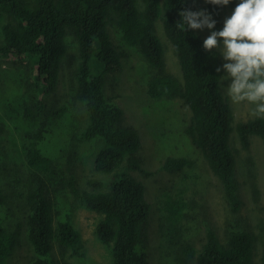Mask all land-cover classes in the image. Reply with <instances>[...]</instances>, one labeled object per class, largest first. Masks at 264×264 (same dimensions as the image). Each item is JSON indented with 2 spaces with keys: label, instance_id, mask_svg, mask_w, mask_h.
<instances>
[{
  "label": "trees",
  "instance_id": "16d2710c",
  "mask_svg": "<svg viewBox=\"0 0 264 264\" xmlns=\"http://www.w3.org/2000/svg\"><path fill=\"white\" fill-rule=\"evenodd\" d=\"M239 2L231 0V14ZM206 6L212 16H219L221 6ZM193 9V0H0V55L31 62L26 67V75L34 78L31 88L40 95L54 93L64 61L68 57L77 60L72 77L76 99L83 104L87 119L73 137V145L77 144L74 150L79 143H95L94 170L105 176L89 179L84 186L79 183L72 162L75 152L70 143L58 148L59 132L50 121L55 116L63 120L68 108L62 106L47 113L50 120L27 135V174L8 184L9 189L0 185V264L12 262L23 236L31 254L29 264H76L68 257H85L82 233L74 226L71 214L60 206L62 182L66 179L72 195L100 215L95 236L110 250V264H149L151 206L142 182L133 172L146 176L153 173L143 169L139 132L125 123L124 111L105 93L107 78L124 68V55L113 41V29L126 46L137 47L158 72L147 82L150 98H180L190 108L192 116L184 132L221 182L232 212L241 210L231 136L236 132L241 146L249 148L251 137L264 139V119L235 122L233 109L218 82L224 74L216 71L223 66L221 56L215 49L205 51L204 40L196 30L175 28L181 20L179 12ZM159 22L178 59L181 78L166 72L165 46L157 33ZM72 38L77 53L67 56ZM45 101L39 97L26 101L23 119L35 123L46 108ZM192 164L188 157L169 156L159 171L176 174ZM65 165L70 166L69 176L54 182L53 177H60ZM18 186L20 191L16 190ZM253 190L258 195L256 187ZM183 196L164 192L159 199L160 264H255L259 238L249 230L230 229L221 241L207 225L206 240L197 248L185 232L187 223L197 221L199 212ZM14 197L24 200L23 223L14 210ZM207 217L203 207V224ZM261 261L264 264V248Z\"/></svg>",
  "mask_w": 264,
  "mask_h": 264
},
{
  "label": "rangeland",
  "instance_id": "374dc122",
  "mask_svg": "<svg viewBox=\"0 0 264 264\" xmlns=\"http://www.w3.org/2000/svg\"><path fill=\"white\" fill-rule=\"evenodd\" d=\"M193 11L207 10L205 0H193ZM211 15V14H210ZM231 15L229 6H221L218 17L212 16L217 22L215 29L196 30L204 40L212 31L223 29L224 20ZM157 33L165 46L166 72L182 77L181 68L172 45L167 39L161 22L157 25ZM112 38L119 50L123 53L124 68L107 78L105 93L124 111L125 123L137 129L140 134L142 149L140 155L143 159V169L153 173L144 175L133 172V175L144 186L145 199L151 206L148 223V262L159 263V224L161 212L159 199L164 192L183 194L188 202L196 205L199 212L197 221L187 223V238L200 248L205 242L206 228H213L221 241H225L226 232L230 229L249 230L254 232L259 240L256 246L255 264H262L264 248V139L253 136L250 146L244 149L238 139L237 133L231 136V146L234 149L237 162V177L240 182L241 210L234 214L225 198L219 179L212 173L209 165L202 156L201 151L185 134L184 128L192 116L190 108L180 98L175 100H154L147 93V82L158 74L150 67L137 47H128L122 42L118 33L113 29ZM2 36L0 33V43ZM222 44V40H221ZM68 55L77 53V45L73 38L68 41ZM216 50V49H215ZM222 58V57H221ZM223 64L226 63L222 58ZM30 61L20 62L0 55V185L8 187L18 178L27 174L25 152L30 140L27 135L36 131L47 119V113L66 106L68 111L63 120L57 116L53 121L59 132L58 148L70 143L73 152L72 162L79 175V183L85 185L94 177L105 179L94 170L95 143H79L73 145V137L80 127H84L87 113L76 98V82L72 77V70L77 66V60L68 57L60 71V83L57 90L51 94L40 95L36 89L31 88L34 78L26 75V67ZM227 73L224 72L223 75ZM231 81H224L227 87ZM221 90H223L221 88ZM223 92V91H222ZM224 94V93H223ZM225 95V94H224ZM45 99L44 112L36 117L35 123L23 119L22 109L26 101L31 99ZM225 97H227L225 95ZM228 98V97H227ZM36 101V100H35ZM228 101L235 115V122H243L256 117L251 115L253 105L245 103L234 104ZM57 144V142H56ZM188 157L192 166L176 174L159 171L161 165L168 157ZM69 165L63 167L61 176L55 175L54 182L69 176ZM68 179L62 182L60 206L71 214L72 222L83 236L85 257L82 260L68 257L76 264H110V250L101 244L95 236V227L100 218L96 212L88 210L70 192ZM255 185V186H254ZM254 187L258 195L254 193ZM17 191L21 186L16 187ZM23 201L14 197L13 204L21 223ZM203 207L206 208L207 218L203 224ZM16 220V219H15ZM24 233L26 228L23 226ZM54 254L58 256L55 251ZM30 252L23 236L21 246L12 262L9 264H29ZM78 260V261H77Z\"/></svg>",
  "mask_w": 264,
  "mask_h": 264
},
{
  "label": "clouds",
  "instance_id": "9594fccd",
  "mask_svg": "<svg viewBox=\"0 0 264 264\" xmlns=\"http://www.w3.org/2000/svg\"><path fill=\"white\" fill-rule=\"evenodd\" d=\"M231 0H206L216 6H227ZM181 20L175 28L187 32L188 29H215L216 21L206 10L179 12ZM222 40V44H221ZM205 51L216 49L226 61L217 67L223 93L234 104L253 105L251 115L264 119V0H240L234 11L224 20L222 30L212 31L203 41ZM224 81H231L223 87Z\"/></svg>",
  "mask_w": 264,
  "mask_h": 264
}]
</instances>
